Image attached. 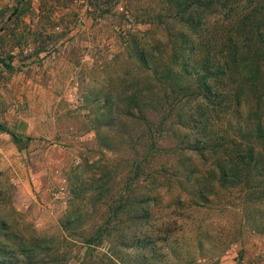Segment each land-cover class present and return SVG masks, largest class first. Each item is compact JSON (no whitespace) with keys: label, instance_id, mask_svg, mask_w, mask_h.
Segmentation results:
<instances>
[{"label":"rangeland","instance_id":"1","mask_svg":"<svg viewBox=\"0 0 264 264\" xmlns=\"http://www.w3.org/2000/svg\"><path fill=\"white\" fill-rule=\"evenodd\" d=\"M180 2L0 0V264H264V28L207 93Z\"/></svg>","mask_w":264,"mask_h":264},{"label":"trees","instance_id":"2","mask_svg":"<svg viewBox=\"0 0 264 264\" xmlns=\"http://www.w3.org/2000/svg\"><path fill=\"white\" fill-rule=\"evenodd\" d=\"M180 3L183 4V6L182 8H178L174 13L175 16H179L182 21L187 23L194 31L196 30L198 32L197 36H187V41L190 43L189 49L193 50L195 45L199 43V45L206 47L205 54L197 60L196 64H192L189 56L181 55L182 63H184V72L194 74L196 86L204 89L207 93H211L212 82H209L207 79L209 77L216 79L217 77V82H222V77H225L226 73H228L232 67L239 65V58L240 56L242 57V53H244L243 48L250 49V42L252 39L250 33L257 31L256 33H259V36L262 34L260 29L264 28V0H181ZM198 9H207V12L201 14ZM212 13H214L213 18H215V20L222 21L226 19L228 22L233 23V29L227 31L222 40L216 39L214 34L210 32V21L207 16ZM245 26L248 27L246 33L243 30ZM140 53L142 61L146 63L149 58L144 47H141ZM4 63L9 67L12 66L9 61H4ZM167 71L168 74H173L177 79L181 78V75H183L182 72L172 71L170 68H168ZM188 86H190V84L184 82L181 87ZM215 94L222 95V93L217 91H215ZM149 96L152 97L153 94ZM126 97L128 104L132 105L133 109H135L133 112L131 108H128L126 113L130 116H136L134 113L137 112L140 117H143L144 113L142 111V106L143 103L146 102L135 93H128ZM1 126L0 123V127ZM14 137L16 140L21 139L19 136ZM237 155V160L240 159L242 162L243 155L241 153ZM231 164L232 162H230L228 166L222 167V171L218 176L217 172L209 169L202 174V177L207 176V178L214 179L215 181H219V179L222 178L223 180H227L229 178L228 176L235 177L238 173L231 169ZM241 165V163H238V170ZM138 166L139 163L136 162L135 167ZM214 187L215 185L213 184H210V186L206 184L203 189L201 188L198 190V197L202 200L205 199L204 201H208L209 197L214 193ZM168 225L169 222L167 221L161 226L154 228L153 232L167 231ZM4 237L8 239L10 236L5 233ZM32 244L37 247L39 245V243ZM29 247L31 248V245H29Z\"/></svg>","mask_w":264,"mask_h":264}]
</instances>
